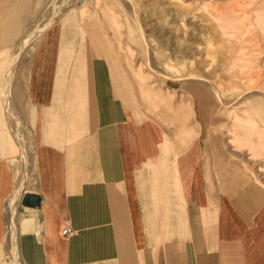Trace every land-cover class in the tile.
<instances>
[{
    "label": "crops",
    "instance_id": "1",
    "mask_svg": "<svg viewBox=\"0 0 264 264\" xmlns=\"http://www.w3.org/2000/svg\"><path fill=\"white\" fill-rule=\"evenodd\" d=\"M30 6L0 0V264H15L11 247L23 264H264V186L214 168L215 91L190 87L185 114L177 96L171 117H138L116 63L73 42L37 47L51 19L11 51ZM228 110L238 140L264 149V95H235Z\"/></svg>",
    "mask_w": 264,
    "mask_h": 264
},
{
    "label": "rangeland",
    "instance_id": "2",
    "mask_svg": "<svg viewBox=\"0 0 264 264\" xmlns=\"http://www.w3.org/2000/svg\"><path fill=\"white\" fill-rule=\"evenodd\" d=\"M68 14L74 17L60 27L59 20ZM50 19L53 26L37 47L73 42L89 52L85 58L104 57L113 69L116 63L138 117H171L177 96L174 111L185 114L192 106L185 102L194 95L190 87L215 91L222 105L216 107L212 98L209 109L214 112L207 119L210 139L221 143L213 149L214 168L225 166L264 186V149L241 143L232 132L231 110L222 113L235 95H264V0H31L11 51L35 25L39 30ZM31 45L26 44L14 70L6 74L9 80L17 70L24 74L36 50ZM137 80L155 102L141 95Z\"/></svg>",
    "mask_w": 264,
    "mask_h": 264
},
{
    "label": "bare ground",
    "instance_id": "3",
    "mask_svg": "<svg viewBox=\"0 0 264 264\" xmlns=\"http://www.w3.org/2000/svg\"><path fill=\"white\" fill-rule=\"evenodd\" d=\"M76 1H78V0H76ZM55 15V14H54ZM54 16H52L51 18H53ZM27 41V40H26ZM22 151V150H21ZM25 151V150H24ZM23 188V187H22ZM19 190V189H18ZM20 191V190H19ZM16 192H18V191H16ZM14 195H15V193H14ZM18 196H19V194H18ZM16 197V196H15ZM14 199H16V198H14ZM10 201V200H9ZM14 204V203H13ZM13 207V206H12ZM28 207V206H27ZM31 209V208H30ZM9 212V211H8ZM14 213V212H13ZM9 217H11V216H9ZM9 221V220H8ZM12 223V222H11ZM13 248V251L15 252L14 253V255H15V257L13 258V260H14V262H15V264H23L22 262H21V260H20V258H19V255H18V250L19 249H17V247H12ZM13 253V252H12Z\"/></svg>",
    "mask_w": 264,
    "mask_h": 264
},
{
    "label": "water",
    "instance_id": "4",
    "mask_svg": "<svg viewBox=\"0 0 264 264\" xmlns=\"http://www.w3.org/2000/svg\"><path fill=\"white\" fill-rule=\"evenodd\" d=\"M24 204H28V196H25L24 198H23V201H22Z\"/></svg>",
    "mask_w": 264,
    "mask_h": 264
}]
</instances>
